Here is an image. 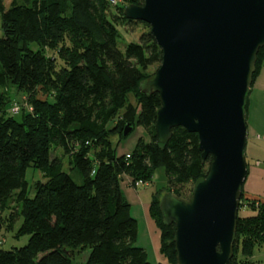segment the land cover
Here are the masks:
<instances>
[{
  "label": "trees",
  "instance_id": "16d2710c",
  "mask_svg": "<svg viewBox=\"0 0 264 264\" xmlns=\"http://www.w3.org/2000/svg\"><path fill=\"white\" fill-rule=\"evenodd\" d=\"M133 3L144 0H12L9 7L0 0V229L15 230L20 221L15 236L30 235L9 250L0 241V264H72L87 250L85 264H154L136 244L138 221L122 183L151 181L159 167L168 188L207 175L211 157L202 162L197 133L178 126L165 145L156 142L160 94L144 93L142 84L153 75L148 68L161 65L163 50L150 24L125 16ZM127 23L147 29L121 49L118 25ZM263 63L264 47L254 76ZM11 84L28 96L16 114L10 109L18 102L1 91ZM127 123L131 133L145 127L148 139L139 137L133 151L119 154L112 137L120 143ZM57 149L62 154L53 156ZM65 155L82 183L64 170ZM29 167L44 177L34 183V196ZM243 186L228 264H254L264 246V202L245 197ZM158 192L149 212L161 231L160 251L177 264L176 226ZM245 207L250 213L241 215Z\"/></svg>",
  "mask_w": 264,
  "mask_h": 264
},
{
  "label": "water",
  "instance_id": "95a60500",
  "mask_svg": "<svg viewBox=\"0 0 264 264\" xmlns=\"http://www.w3.org/2000/svg\"><path fill=\"white\" fill-rule=\"evenodd\" d=\"M124 14L150 24L163 50L142 84L160 94L156 142L183 126L198 134L202 162L211 157L190 196L167 192L161 202L176 226L177 264H228L248 172L246 104L264 47V0H144ZM133 128L127 123L123 136Z\"/></svg>",
  "mask_w": 264,
  "mask_h": 264
},
{
  "label": "rangeland",
  "instance_id": "374dc122",
  "mask_svg": "<svg viewBox=\"0 0 264 264\" xmlns=\"http://www.w3.org/2000/svg\"><path fill=\"white\" fill-rule=\"evenodd\" d=\"M11 2L12 0H4L6 7H9ZM118 28L120 32L119 46L121 47V49H124L125 46L130 42H138L140 35L143 33L144 30L147 29V27H145L142 23L119 24ZM2 35H3V31L1 28V14H0V37H2ZM30 46L33 50L39 49L37 43H31ZM48 54L52 55L53 52L49 50ZM158 68L159 65L155 64L149 67L147 72L150 74H154L158 70ZM259 90L260 89L257 87L255 89V92L252 94V98L250 99V100L253 99V107H257L258 105ZM1 91H5L7 95L12 96L13 100L18 102L16 105L19 106V108H22L21 104H27V97H28L27 94L25 92L17 90V87L13 84L9 85L8 87H5L4 89H1ZM131 99L133 100L132 96ZM253 107L250 108L249 115L251 110L254 109ZM12 109L13 106L10 109L11 113L16 114L19 112V111L15 112L16 111L15 108L13 110ZM260 114L253 110L252 120L256 121L257 124L264 125V119H263L264 114L262 115V118L259 117ZM250 128H251L250 131L252 133L250 134V137L248 136L249 139L247 138V146H246L247 162L250 163V166L256 163L257 165H259L258 167L264 168V128L261 127H250ZM148 135L149 134L145 127L137 126L135 131L131 133L128 137H125L120 143H118V137L116 135L112 137V140L115 143V145H117V152L120 154V153H127L133 151L137 145L139 137H143L145 140H147ZM57 154L61 155L62 150L57 149L56 151L53 152V156ZM63 161H64V170L70 173L73 179L77 183H82L83 178L81 174L75 167H72L69 164V160L66 157V155L63 157ZM26 179L29 183V195L34 196L35 193L34 183L38 179L44 180L43 174L39 169L34 167H29L26 171ZM132 182L133 181L131 179L127 178V181L123 182L122 187L125 198L128 201L129 199H131V201L134 202V205H132L131 212H132V216L136 218L138 221V237L136 244L146 249L149 260L152 263L160 264L162 258L165 257V255L162 254V252L160 251L161 231L157 226V224L155 223L154 219L151 217L150 212L147 211L145 205L151 202L153 195L156 193V191H159L158 194L160 196V199H163L164 195L169 191V189L173 191L174 190L179 191L180 194L188 197L192 194V186L195 183L189 182L184 185L174 184L171 185L170 188H168L169 182L165 167L157 168L153 174L151 181L146 180L144 181V183H141L139 185L136 184L133 185ZM125 186L131 187L130 188L131 190ZM147 212L149 215L147 214ZM247 212L248 209L245 207L240 211V214L244 215ZM19 224L20 221L15 226V230L7 231L5 230V227L0 229V241H2V249L9 250L14 247H22L28 243L30 238L29 234L21 235L18 237L15 236V231ZM88 251L89 250L81 254L77 253L73 259L72 264H85ZM257 251H258L256 253L257 256L253 257L254 264H264V246L260 247L259 250Z\"/></svg>",
  "mask_w": 264,
  "mask_h": 264
},
{
  "label": "crops",
  "instance_id": "0c3cea01",
  "mask_svg": "<svg viewBox=\"0 0 264 264\" xmlns=\"http://www.w3.org/2000/svg\"><path fill=\"white\" fill-rule=\"evenodd\" d=\"M257 87L260 89L258 91V105H257V107H253V99L252 100H250V99L252 98V94L255 92V89ZM251 104H252V106H251ZM251 107H253L254 109L251 110L250 115H249V111H250ZM253 110L255 112H258L259 114L261 113L259 115V117L262 118V115L264 114V63L254 78V81H253V84H252V87H251V90L249 93V97H248L247 114H248V136L249 137H250V134L252 133L250 131L251 130L250 127L264 128V125L257 124L256 121L252 120ZM263 119H264V115H263ZM257 129H259V128H257ZM248 136H247V138H248ZM256 165L257 164L254 163L250 166V163H248V175H247L246 180L244 182L245 185L243 186V190L245 193V197L253 199V200H258V201L264 202V168H260V167H258L259 165H257V166ZM126 181H124V182H126ZM125 187H128L129 189L131 188L129 186H125ZM134 200H137V199H134ZM129 202L131 204V209H132V205H134V202L131 201V199H129ZM149 205H150V203L145 205L147 211H149ZM248 213H250V212H247L246 214H248ZM147 214H148V212H147ZM255 256H257V255L255 254ZM167 263L168 262H167V259L165 257L162 258V260L160 261V264H167Z\"/></svg>",
  "mask_w": 264,
  "mask_h": 264
},
{
  "label": "built area",
  "instance_id": "2783aa9c",
  "mask_svg": "<svg viewBox=\"0 0 264 264\" xmlns=\"http://www.w3.org/2000/svg\"><path fill=\"white\" fill-rule=\"evenodd\" d=\"M113 2L116 3L117 0H113ZM14 108L16 109L15 112H18L19 109H20L19 106H17L16 104L14 105L13 109H14ZM13 109H12V110H13ZM127 157H130V154H127ZM141 183H144V181H143V180H142V181H141V180H137V181L135 182L136 185H139V184H141Z\"/></svg>",
  "mask_w": 264,
  "mask_h": 264
}]
</instances>
